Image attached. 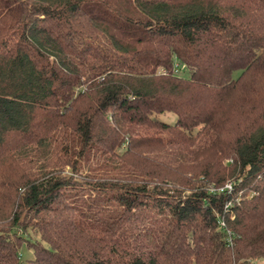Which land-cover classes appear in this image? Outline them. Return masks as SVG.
Returning a JSON list of instances; mask_svg holds the SVG:
<instances>
[{
  "label": "trees",
  "instance_id": "obj_1",
  "mask_svg": "<svg viewBox=\"0 0 264 264\" xmlns=\"http://www.w3.org/2000/svg\"><path fill=\"white\" fill-rule=\"evenodd\" d=\"M0 264H264V0H0Z\"/></svg>",
  "mask_w": 264,
  "mask_h": 264
},
{
  "label": "rangeland",
  "instance_id": "obj_2",
  "mask_svg": "<svg viewBox=\"0 0 264 264\" xmlns=\"http://www.w3.org/2000/svg\"><path fill=\"white\" fill-rule=\"evenodd\" d=\"M184 74L186 75V74H188V72H185ZM159 117L164 119L165 121H168V122H174V120H175V115H173L171 113H166L165 115L162 114ZM22 254H23V257L25 256V258H29L32 255L29 250H26V252H24Z\"/></svg>",
  "mask_w": 264,
  "mask_h": 264
},
{
  "label": "built area",
  "instance_id": "obj_3",
  "mask_svg": "<svg viewBox=\"0 0 264 264\" xmlns=\"http://www.w3.org/2000/svg\"><path fill=\"white\" fill-rule=\"evenodd\" d=\"M232 189V182L228 181L223 187L219 188L218 191H230Z\"/></svg>",
  "mask_w": 264,
  "mask_h": 264
}]
</instances>
